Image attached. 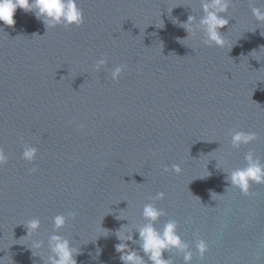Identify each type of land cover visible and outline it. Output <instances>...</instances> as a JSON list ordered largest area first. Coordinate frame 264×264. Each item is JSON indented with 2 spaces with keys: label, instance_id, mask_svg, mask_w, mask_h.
Masks as SVG:
<instances>
[{
  "label": "water",
  "instance_id": "95a60500",
  "mask_svg": "<svg viewBox=\"0 0 264 264\" xmlns=\"http://www.w3.org/2000/svg\"><path fill=\"white\" fill-rule=\"evenodd\" d=\"M254 6L264 9L233 0L223 46L181 26L203 14L201 0H79L84 23L48 31L22 9L14 26L0 21V146L9 156L0 264H45L55 232L80 251L77 264H123L115 232L146 223L147 203L166 212L157 228L178 222L191 264H264V184L245 195L225 179L249 151L264 162V22ZM118 64L126 68L113 80ZM234 131L257 138L234 148ZM24 143L38 149L35 161L23 159ZM69 212L56 229L54 217ZM34 218L40 228L27 235ZM199 239L209 245L203 257ZM164 255L184 264L176 249Z\"/></svg>",
  "mask_w": 264,
  "mask_h": 264
},
{
  "label": "clouds",
  "instance_id": "9594fccd",
  "mask_svg": "<svg viewBox=\"0 0 264 264\" xmlns=\"http://www.w3.org/2000/svg\"><path fill=\"white\" fill-rule=\"evenodd\" d=\"M232 2L233 0H201L203 14L199 18L195 15H189L187 21L182 22L181 26L186 29L188 36L189 34H195L197 31L202 32V43L206 45L223 46L224 38L220 30L229 24L230 19L227 12ZM261 3H264V0H261ZM17 9H22L26 13H33L35 18L45 25L47 31L51 27L60 25L79 27L84 23V12L79 7V0H0V21L4 25L14 26L16 24L15 14ZM252 14L258 22H264V9L254 6ZM107 64V56L97 59V71H100ZM125 68L126 65H116L111 70V79L118 80ZM256 138L257 135L254 132L234 131L231 134L232 147L238 148L241 145L249 144ZM37 154L38 149L35 146L29 143L23 144V159L33 162ZM8 159V154L0 146V165L7 163ZM244 159L246 165L234 169L230 174L228 173L225 179L230 183V186L240 188L245 195H253L250 192L251 184H264V162L252 151L247 152ZM164 170L168 171V168L166 167ZM173 170L179 173L181 168L179 165H173ZM30 171L35 172L37 169L33 167ZM214 192L210 190L211 197H213ZM164 197L165 193L159 192L151 199L160 200ZM75 215V212H69L67 216L64 214L56 215L53 219L54 227L56 229L63 228L68 218H74ZM164 215H166L164 209L159 208L155 203H147L142 211L146 223L133 226L129 222L126 224L128 226L126 231H122L126 225H122L116 230L115 235L120 242L115 245V251L121 254L119 259L123 264H172L171 259L165 258L164 254L165 252H171L173 249L183 253L184 264H191L193 251L189 243L178 233V222L168 220L162 229L156 227V222ZM118 219L125 218L118 217ZM40 224L38 218L30 220L27 224V235L30 231H38ZM134 233H138V237L134 238ZM128 241L138 245L139 248L133 249L127 243ZM47 244L49 255L44 260L45 264H77L76 257L80 254V251L65 236L55 232L49 236ZM42 246V241H36L33 245L34 248ZM196 250L203 257L209 250L208 242L199 239L196 243ZM101 251L100 249L99 253ZM141 252L143 255L140 254Z\"/></svg>",
  "mask_w": 264,
  "mask_h": 264
}]
</instances>
